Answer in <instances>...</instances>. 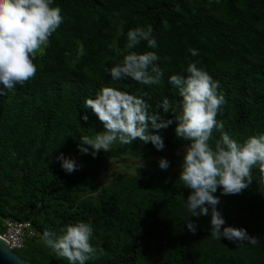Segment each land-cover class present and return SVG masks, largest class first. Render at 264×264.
<instances>
[{"label": "trees", "instance_id": "obj_1", "mask_svg": "<svg viewBox=\"0 0 264 264\" xmlns=\"http://www.w3.org/2000/svg\"><path fill=\"white\" fill-rule=\"evenodd\" d=\"M53 6L60 7L63 21L43 55L36 56L35 77L0 95V217L30 219L38 236L81 221L95 233L115 234L108 256L94 264H139L145 253L150 264H264V188L251 184L240 194L222 195L219 188L214 193L225 226L246 228L258 239L257 244L238 245L211 234L210 212L190 216L185 206L191 190L183 183L172 186L141 169L135 177L120 175L108 184L97 178L111 157L152 156L185 146L176 137L171 112L164 116L173 123L159 130L162 150L139 140L130 145L117 141L95 157L91 150L82 154L78 149L82 136L94 138L105 130L84 106L86 99L112 86L143 96L151 110L167 98L179 112L182 98L169 77L186 74L193 61L219 82L225 103L217 120L224 130L240 141L264 133V0H54ZM115 17L122 19L116 36ZM147 25H152L158 47L150 49L142 41L134 50L155 51L163 79L154 85L112 80L105 69L122 62L128 31ZM78 47L81 53L72 62L69 55ZM191 49L198 55L192 56ZM114 56L116 62L110 64ZM219 135L214 131L213 146ZM61 153L74 158L78 170L67 173L57 159ZM253 173L260 172L254 168ZM88 189L97 190V196L77 202L76 194ZM43 199L64 206L52 228L39 226L27 214ZM188 220L196 223L195 234L187 229ZM21 250H16L20 256Z\"/></svg>", "mask_w": 264, "mask_h": 264}, {"label": "clouds", "instance_id": "obj_2", "mask_svg": "<svg viewBox=\"0 0 264 264\" xmlns=\"http://www.w3.org/2000/svg\"><path fill=\"white\" fill-rule=\"evenodd\" d=\"M53 3L54 0H0V84L3 85L0 95L4 94V89L11 91L17 85L24 86L35 77L37 65L34 60L38 54L43 55L49 38L63 21L60 7ZM152 33V25L128 31L122 62L105 69L112 80L131 79L142 85L161 82L164 72L156 63L160 59L158 54L134 50L142 41H146L150 49L157 48ZM190 51L192 56L198 55L196 49ZM185 73L169 77V83L178 89L182 98L179 112L167 98L151 110L143 96L112 86L102 87L94 99L85 100L84 106L93 110L105 130L96 133L94 138L82 136L78 149L82 154L91 150L95 157L101 150L109 151L117 141L121 145H130L139 140L144 144L151 142L157 150H162L164 139L159 130L173 123V119L164 116L171 112L177 122L176 137L187 142L179 180L191 190L187 197L190 216L198 218L210 212L214 237L221 239L223 236L238 245L245 241L257 244V237L249 235L246 228L225 226V218L217 207L220 197L214 193L219 188L222 195L240 194L252 184L254 168L261 173L258 184L264 186V133L251 135L243 141L233 138L224 130L223 121L217 120L225 103L224 95L218 92L219 82L195 61L187 65ZM88 118L86 114L83 116L85 121ZM214 131L220 135L213 146L210 142ZM57 159L67 173L80 167L74 158H66L63 153ZM169 165L167 158L159 160L161 169L166 170ZM187 229L195 234L196 223L188 220ZM92 236V226L81 221L67 225L60 234L45 230L42 238L69 264H87L98 254L91 243Z\"/></svg>", "mask_w": 264, "mask_h": 264}, {"label": "rangeland", "instance_id": "obj_3", "mask_svg": "<svg viewBox=\"0 0 264 264\" xmlns=\"http://www.w3.org/2000/svg\"><path fill=\"white\" fill-rule=\"evenodd\" d=\"M113 22L115 23L116 36L120 33L122 19L120 17H115ZM80 53L81 49L78 47L73 53L69 55V59L74 62L78 59ZM115 62L116 56L111 59L110 64H114ZM184 147L185 146L173 151H165L163 154L145 157L134 156L132 154H123L119 157H111L104 162L103 167L99 170L97 178L102 184H108L114 178L120 175H125L128 178L135 177L139 174V170L141 169L146 173L153 174L158 179L164 178L172 186H176L177 184L183 183L181 180H179V175L182 169ZM162 157L167 158L170 162V165L166 170H163L159 167V160ZM260 176L261 173H253L254 178L252 184L259 188H264V186H260L258 184V178ZM141 192H143L142 188ZM220 192H222V190H220ZM97 193V190L92 191L88 189L86 192L76 194V200L78 202L89 197L94 198L97 196ZM63 207L64 206L59 204L56 200L43 199L37 203L35 208H28L27 214L29 217L33 218L39 226L41 225L43 228H52L54 224L60 220V212L62 211ZM185 210H187V205L185 206ZM2 227L3 219L0 217V231ZM57 234H60V232H57ZM109 236L113 237L109 239ZM42 237L43 235L39 234L35 240L27 243L21 250V256L30 264H49L50 261H47L45 257L47 255L50 256V259L55 260L56 262L69 264L66 259L58 256V254L53 249L49 248L44 243ZM114 239H117L115 234L93 232L91 243L95 248H97L98 254L96 258L88 261L87 264H94V261H96L97 258L108 256L110 250L112 249L109 247V242H113ZM101 249L102 253L100 252ZM148 255V253H145L139 257L138 263L150 264V261H148ZM153 264L155 263L153 262Z\"/></svg>", "mask_w": 264, "mask_h": 264}, {"label": "built area", "instance_id": "obj_4", "mask_svg": "<svg viewBox=\"0 0 264 264\" xmlns=\"http://www.w3.org/2000/svg\"><path fill=\"white\" fill-rule=\"evenodd\" d=\"M37 236L38 232L30 220L3 219L0 237L10 249L19 250L24 247L28 239L36 238Z\"/></svg>", "mask_w": 264, "mask_h": 264}, {"label": "water", "instance_id": "obj_5", "mask_svg": "<svg viewBox=\"0 0 264 264\" xmlns=\"http://www.w3.org/2000/svg\"><path fill=\"white\" fill-rule=\"evenodd\" d=\"M0 264H30L16 251L10 249L6 242L0 237ZM50 264H56L55 260H50Z\"/></svg>", "mask_w": 264, "mask_h": 264}]
</instances>
